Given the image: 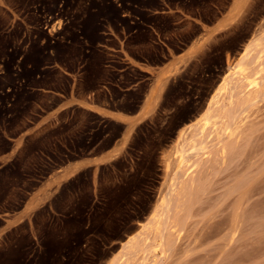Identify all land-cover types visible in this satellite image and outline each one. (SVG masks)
<instances>
[{
  "label": "rangeland",
  "instance_id": "rangeland-1",
  "mask_svg": "<svg viewBox=\"0 0 264 264\" xmlns=\"http://www.w3.org/2000/svg\"><path fill=\"white\" fill-rule=\"evenodd\" d=\"M169 1L204 24L214 22L229 3ZM120 9L132 13L130 5L120 6L118 0H0V154L8 148L5 136L16 135L37 118L39 106L33 101L44 96L29 93L27 86L67 88L68 80L57 77L55 68H41L56 60L74 70L87 57L82 88L91 89L99 83V65L105 55L95 51L85 54L78 35L92 40L100 18L106 33H113L118 24L127 26L125 19L117 18ZM134 13L153 21L163 32L171 31L172 21L179 20L174 15ZM176 27L180 30L168 39L175 48L185 47L198 30L187 20ZM148 37L146 32L129 37L135 46L131 52L138 59L160 62L161 50L147 45ZM253 40L260 43L252 55L258 61L253 66L256 68L248 72L254 88L250 86L248 92L237 87L242 92L235 90L236 97L244 96L240 105L235 102L238 97L228 100L229 82L227 94L219 99L225 109L233 103L242 108L240 112L239 106L235 107V124L226 123L225 118L219 121L217 134L222 137L224 151L211 147L203 158L194 157L189 162L200 159L192 173L182 178L178 175L173 183L179 187L188 179L193 188L186 194L182 190L170 194L169 209L161 216V232L157 231L159 237L153 240L154 233L146 232L149 241L134 255H127L131 258L125 257V264H264V0H244L230 26L222 27L212 40H203L206 42L196 57L180 70L175 68L157 111L133 129L122 154L108 164L83 170L64 184L55 197L54 214L41 208L33 214L31 224L23 223L7 232L0 240V264H108L120 258L122 242L137 232L156 203L172 190L169 184L175 171L174 144L179 130L203 116L209 97L217 91L229 66ZM123 75L125 82L142 80L135 92L114 105L133 111L149 80L137 69L127 68ZM112 93L119 96L115 89ZM40 105L49 107L44 100ZM63 118L60 127L31 139L17 160L3 168L1 207L18 210L24 193L17 187L24 174L49 171L50 166L42 165L32 152L40 150L61 162L105 149L122 128L79 108ZM229 125L226 134L224 126ZM213 137L211 145L216 142ZM60 142H67L72 153L64 156ZM34 184L30 181L25 186ZM144 232L138 235L142 244Z\"/></svg>",
  "mask_w": 264,
  "mask_h": 264
},
{
  "label": "crops",
  "instance_id": "crops-1",
  "mask_svg": "<svg viewBox=\"0 0 264 264\" xmlns=\"http://www.w3.org/2000/svg\"><path fill=\"white\" fill-rule=\"evenodd\" d=\"M144 1H147V6L140 4ZM243 1L229 0L223 14L214 22L204 24L197 16L188 15L180 6L169 0H128L125 3L118 0L120 6H131L132 13H126L120 9L117 14L118 20L127 21V26L118 24V29H115L113 33H106L102 30L100 18L96 23L98 27L94 31L92 41L85 40L80 33L78 35L85 54L95 51L105 55L99 65V83L91 89L82 88L87 57L74 70L66 68L63 63L56 60L50 66L41 68L42 70L55 68L57 77L68 80L67 88H49L40 85L26 87L29 93H40L44 98L33 101L36 106H39L36 120L30 121L16 135L4 137L8 148L0 154V173L4 167L12 165L17 160L18 154L31 139L48 129L60 127L65 122L64 115L69 114L71 117L75 108L93 113L101 119H110L121 124L122 128L118 138L110 146L98 152L88 151L76 158L58 162L52 155L40 150L32 152L42 165L50 166V169L43 175L24 174L21 185L17 187L24 193V199L18 210H10L5 205L0 206V240L16 226L23 223L31 224L33 214L41 208H46L49 213L54 214L56 211L54 200L64 184L83 170L108 164L122 154L133 129L157 111L160 99L175 68L180 70L190 59L196 57L204 42L212 40L222 27L230 26L234 13H237ZM135 11L149 17L174 15L179 20L172 21L171 31L163 32L153 21L145 20L141 15L135 14ZM182 20H187V24L195 26L198 30L185 47L177 45L175 48L168 43V39L175 37V31L180 30L176 25ZM140 32H146L149 35L147 45L159 47L162 58L160 62L152 63L146 59H138L132 54L131 49L135 46L130 44L129 37ZM113 40L116 45H108ZM127 68L137 69L149 80L144 94L138 100L137 108L133 111L114 106L129 92H135L142 83L139 79L125 82L123 74ZM39 77V75L36 76V78ZM114 89L119 92L117 98L113 96ZM43 100L49 105L48 108H41L40 102ZM51 100H53L52 103ZM60 144L65 149L64 156L72 153L67 142H60ZM30 181H34L35 184L31 187L25 186Z\"/></svg>",
  "mask_w": 264,
  "mask_h": 264
},
{
  "label": "bare ground",
  "instance_id": "bare-ground-1",
  "mask_svg": "<svg viewBox=\"0 0 264 264\" xmlns=\"http://www.w3.org/2000/svg\"><path fill=\"white\" fill-rule=\"evenodd\" d=\"M259 44L260 43L258 40H253V41L247 43L246 46H244L243 52H241L239 57H237L233 66H229V69H228L229 71L225 74V76L221 80L220 84L218 85V87L216 89L217 91H214L212 93V95L209 97L203 116L201 118H199V120L197 122H194L193 124H189L185 128L179 130L181 132H180V134L177 135L176 141L174 144L175 145L174 146L175 147L174 153L176 156L175 161H174L175 171L173 174L174 176L171 179L172 181L169 184V187H172V190L170 191L168 189L172 193L167 191L165 196L161 197L162 198L161 202L156 203L157 205H155L153 207L152 211L150 212V214L148 215L146 220L140 224V228L137 230V232L135 234L131 235L130 237H128L126 240H124V242H122L121 251H120V253H121L120 258H117L115 260L111 259L108 262V264H125V262H126L125 257H127L128 259L131 258V257H128L129 255H131L130 253H133V255H134V253L139 251L138 249H140L141 246L143 248L144 245L146 244V242L149 241V238L147 237V235H145L146 232L154 233L153 240L156 239L155 237L158 233L157 231L160 230L159 226L163 224L161 222V216L163 215L162 213L165 212L164 211L165 209H169L168 207H169V204L171 202V201L169 202L170 194L172 195V194H174V192H176V191L178 192V190L179 191L182 190V192L186 194L187 192H189L190 189L193 188V187L191 188L192 183L188 179L185 180V182L179 187L174 185L173 182L175 181V179L178 178L177 177L178 175L181 174V178H182V175L183 176L185 175L187 177L190 173H192V171H194L195 168L198 167V165H199L198 162L200 160L198 158L195 159V162H193L191 164L189 163L191 160H193L194 157L202 156L201 158H203V156L206 154L207 150L211 147L219 146V151L220 152H222V150L224 151L225 145H223V146L220 145V142L222 141V137L219 138V135L217 134L218 126L220 123L219 121L223 120L225 118L226 123H233L234 119L236 118V116L238 114L237 109L239 108V109H241L240 112L242 111V108H240L241 104L239 102L241 101L240 99L244 96L241 95L240 98L238 97L239 94H237L236 92L237 91L239 92V90H237V87H242V90L244 88L247 91L250 89V86H251L250 78H252V77H249L250 75L248 76V74H249L248 72L251 69V67H252V69L256 68L253 66H254L255 62H258V61H256V59L252 55L256 49L258 50ZM251 74H252V72H251ZM229 82L230 83L232 82L231 83L232 87L229 90L228 100L230 102H233L236 100L235 102L238 101V104H240V105H238L237 103H235L236 104L235 105L233 103L235 106H233V104H230V106L228 107L229 109H225V107H223V102H222L221 106L219 105V104H221V103H219V99L221 100V98L225 94H227L226 91H227V86H228ZM256 83H257V81H256ZM256 83H255V85H257ZM253 88L251 86V89H253ZM238 89H240V88H238ZM235 90H236V92H235ZM245 90H244V92H245ZM247 91H246V93H248L250 90L248 92ZM241 92H239V93H241ZM236 95H238L237 97L239 100L238 99L233 100L236 97ZM246 97L247 96H245V98ZM248 103L249 102L247 101V104ZM235 107H238V108L236 109ZM234 124H235V122H234ZM233 127H232V129H233ZM222 128H223V126H222ZM224 128H225L224 129L225 133L229 134L228 132L231 128V125H229L228 127L224 126ZM213 135H215V138L213 137ZM212 137L214 138V140L216 142L211 145V141L213 140ZM167 166H168V164H167ZM177 185H178V183H177ZM141 231L142 232L145 231L143 234L144 235L143 239H142V241L144 242L143 244H142L141 240L138 239V235L141 234L140 233ZM160 232H161V230H160ZM160 238H162V237H160ZM122 250H124V251H122ZM122 252H123V254H122ZM141 252L145 253V250L141 251ZM121 258H124V261L122 260L123 262L121 261L120 263H118L119 260H121ZM143 260H145V259L143 258Z\"/></svg>",
  "mask_w": 264,
  "mask_h": 264
},
{
  "label": "trees",
  "instance_id": "trees-1",
  "mask_svg": "<svg viewBox=\"0 0 264 264\" xmlns=\"http://www.w3.org/2000/svg\"><path fill=\"white\" fill-rule=\"evenodd\" d=\"M142 6L144 5V6H147V1H144V2H142V3H140ZM89 40V39H88ZM90 41H92V40H90Z\"/></svg>",
  "mask_w": 264,
  "mask_h": 264
}]
</instances>
